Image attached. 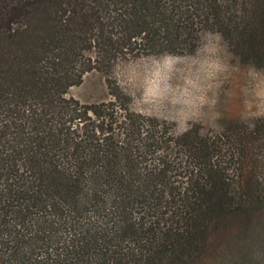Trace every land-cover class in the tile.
I'll use <instances>...</instances> for the list:
<instances>
[{
  "label": "trees",
  "instance_id": "obj_1",
  "mask_svg": "<svg viewBox=\"0 0 264 264\" xmlns=\"http://www.w3.org/2000/svg\"><path fill=\"white\" fill-rule=\"evenodd\" d=\"M204 29L264 67V0H0V264L253 263L264 123L169 135L111 75ZM93 68L112 99L67 95Z\"/></svg>",
  "mask_w": 264,
  "mask_h": 264
},
{
  "label": "clouds",
  "instance_id": "obj_2",
  "mask_svg": "<svg viewBox=\"0 0 264 264\" xmlns=\"http://www.w3.org/2000/svg\"><path fill=\"white\" fill-rule=\"evenodd\" d=\"M241 76L235 119L242 124L264 120V67L241 65L222 33L204 29L188 52L164 50L118 60L112 78L130 111L167 123L177 136L199 125L219 128L221 94L233 76ZM264 264V247L251 252Z\"/></svg>",
  "mask_w": 264,
  "mask_h": 264
},
{
  "label": "rangeland",
  "instance_id": "obj_3",
  "mask_svg": "<svg viewBox=\"0 0 264 264\" xmlns=\"http://www.w3.org/2000/svg\"><path fill=\"white\" fill-rule=\"evenodd\" d=\"M183 52H188V51H183ZM126 58H135V57L130 56ZM126 58H122V59H126ZM240 63L241 65H246L249 62L240 61ZM240 84H241V76L239 74L233 76V78L228 83L225 84L224 89L221 94L220 110L223 113V119L219 122L220 127L213 128V129H204V128H201L199 125H196L195 127H197L201 133H209L212 135H217L218 137L221 138V141H222L223 139L226 138V136L225 135L221 136V134L224 133L226 126H228L229 124L230 125H237V124L245 125L248 130L250 128L255 127L256 121L253 126L252 123L242 124L237 119H235V113L239 110V107H240V101L238 99ZM66 94L72 95L78 98L81 102L108 101L112 99V95L109 92V89L106 83L105 75L101 71L95 68L85 71L84 74L82 75V80L78 84L71 85L68 88ZM118 106L119 104L114 106L115 112L117 114L120 111H124V112L126 111V108H123V106L119 108ZM128 110L130 111L129 108ZM151 120H154V119H151ZM259 121L264 123V120H259ZM157 122L160 123L161 127L165 128V130L167 131V134L175 135V133L172 131L171 127L167 123H164L161 121H157ZM255 137L256 139L254 140V144L252 142L250 143V146H251V150L254 153V155L257 153V156L260 159L258 162L257 172L259 173L261 180L264 181V128L260 130L259 132L253 133L251 138H255ZM224 147H227V146L223 145L222 148ZM252 264H256V262L253 261Z\"/></svg>",
  "mask_w": 264,
  "mask_h": 264
}]
</instances>
